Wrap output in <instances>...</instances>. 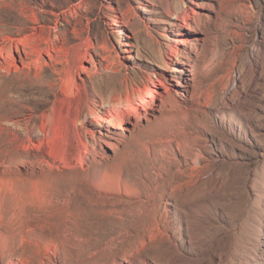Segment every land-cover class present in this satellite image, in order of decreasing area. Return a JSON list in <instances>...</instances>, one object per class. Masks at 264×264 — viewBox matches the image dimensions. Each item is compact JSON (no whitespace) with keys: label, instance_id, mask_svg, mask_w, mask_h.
Segmentation results:
<instances>
[{"label":"rangeland","instance_id":"1","mask_svg":"<svg viewBox=\"0 0 264 264\" xmlns=\"http://www.w3.org/2000/svg\"><path fill=\"white\" fill-rule=\"evenodd\" d=\"M0 264H264V0H0Z\"/></svg>","mask_w":264,"mask_h":264},{"label":"bare ground","instance_id":"2","mask_svg":"<svg viewBox=\"0 0 264 264\" xmlns=\"http://www.w3.org/2000/svg\"><path fill=\"white\" fill-rule=\"evenodd\" d=\"M186 12L188 13V11ZM71 74L66 89L68 91L72 89L70 80L73 76ZM76 74H80L79 70H76ZM161 87L165 90L167 89L162 79L150 77L147 83L134 87L132 91L126 94L112 91L108 99L101 103H96L94 96L90 94L88 100L83 103L82 109H78L77 121L82 124L93 123L94 121L101 124L112 119L125 121L134 117L133 137L127 143L130 145V141H133L135 145H141L146 141L152 140L155 136L165 135L170 131L167 123L171 118L172 112L167 107V95L163 91H159ZM158 99L160 100L159 105L156 103ZM157 107L160 108L158 117H154L152 121H147L145 125H142L141 121H143L146 114ZM170 107L172 108L173 106ZM153 155H155L154 161H161L163 158L158 156L157 152H154Z\"/></svg>","mask_w":264,"mask_h":264}]
</instances>
